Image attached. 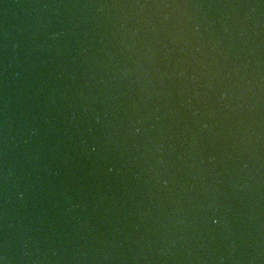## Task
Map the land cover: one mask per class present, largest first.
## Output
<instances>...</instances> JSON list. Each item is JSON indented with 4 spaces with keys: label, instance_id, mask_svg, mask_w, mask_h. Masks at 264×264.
Wrapping results in <instances>:
<instances>
[{
    "label": "water",
    "instance_id": "95a60500",
    "mask_svg": "<svg viewBox=\"0 0 264 264\" xmlns=\"http://www.w3.org/2000/svg\"><path fill=\"white\" fill-rule=\"evenodd\" d=\"M0 264H264V0H0Z\"/></svg>",
    "mask_w": 264,
    "mask_h": 264
}]
</instances>
